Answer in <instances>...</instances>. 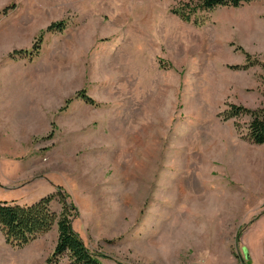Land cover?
<instances>
[{"label":"rangeland","instance_id":"obj_1","mask_svg":"<svg viewBox=\"0 0 264 264\" xmlns=\"http://www.w3.org/2000/svg\"><path fill=\"white\" fill-rule=\"evenodd\" d=\"M187 1L0 0V199L60 187L103 264H264V144L251 114L224 119L264 110V0L201 25L172 12ZM247 54L261 62L234 68ZM58 236L0 231V264H50Z\"/></svg>","mask_w":264,"mask_h":264},{"label":"trees","instance_id":"obj_2","mask_svg":"<svg viewBox=\"0 0 264 264\" xmlns=\"http://www.w3.org/2000/svg\"><path fill=\"white\" fill-rule=\"evenodd\" d=\"M257 0H200L193 5V0L182 2L178 7L172 8V12L179 15L186 22H194L201 25L195 14L197 10H213L220 6L239 7L245 3ZM67 27L66 20L51 23L46 31L62 32ZM43 34L39 37L30 50H19L18 54L33 57L39 54ZM31 55V56H30ZM261 61L247 54L243 65L234 68L247 69ZM233 68V66H231ZM89 104L97 105L84 90L78 93ZM243 113L252 116L248 126L246 137L254 144H264V110H252L249 108L231 105L225 112L224 119L239 117ZM239 128V124H236ZM59 196L62 203V212L58 213L51 207L55 196ZM72 207L62 197V189L58 187L57 192L44 196L31 204H21L16 200L8 201L0 199V231L4 234L6 242L15 247H24L39 236L51 231L54 225L58 227V242L54 253L48 263L58 264L61 258L68 256L70 264H103L95 254L87 248L82 236L75 230L72 224Z\"/></svg>","mask_w":264,"mask_h":264},{"label":"crops","instance_id":"obj_3","mask_svg":"<svg viewBox=\"0 0 264 264\" xmlns=\"http://www.w3.org/2000/svg\"><path fill=\"white\" fill-rule=\"evenodd\" d=\"M3 148H1L0 147V150H2ZM1 163V162H0ZM2 183H0V188L2 187ZM6 187V188H5ZM3 188L5 189V190H7V191H9V190H12V189H10V187L9 186H3ZM3 189V190H4ZM1 190V189H0ZM2 191V190H1ZM3 200V199H2ZM4 200H7V199H4ZM12 200H17V199H12ZM12 200H8V201H12Z\"/></svg>","mask_w":264,"mask_h":264},{"label":"bare ground","instance_id":"obj_4","mask_svg":"<svg viewBox=\"0 0 264 264\" xmlns=\"http://www.w3.org/2000/svg\"><path fill=\"white\" fill-rule=\"evenodd\" d=\"M147 1H151V0H147Z\"/></svg>","mask_w":264,"mask_h":264}]
</instances>
